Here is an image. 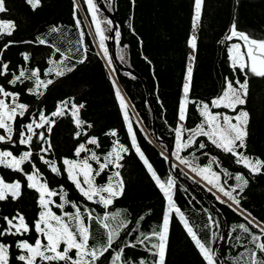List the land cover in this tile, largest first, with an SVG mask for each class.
I'll list each match as a JSON object with an SVG mask.
<instances>
[{
	"label": "trees",
	"instance_id": "16d2710c",
	"mask_svg": "<svg viewBox=\"0 0 264 264\" xmlns=\"http://www.w3.org/2000/svg\"><path fill=\"white\" fill-rule=\"evenodd\" d=\"M102 1L113 14L121 32L119 42L115 39L118 60L125 68L134 70L140 78L118 68L114 63L109 41L111 32H105L108 37L104 44L108 49V55L105 56L86 0H41V6L35 11L25 0H7L8 11L0 13V20L15 24L11 35L0 34V63L9 64V72L0 76V84H3L7 91L19 92L17 102L27 104L29 113L32 114H26L23 118L17 117L13 125L15 143L0 142V150H11L17 157L27 151L26 146L19 145L16 129L31 119L38 120L36 114L39 110H43L45 115L50 117V113L55 111L61 101L71 100L76 104H83L80 116L86 122L82 129H77L70 114L55 118L57 124L51 134L53 148L47 154L41 155L49 161H54L57 167L61 168V175L52 173L48 165L36 155L39 152L38 145L32 147L33 158L31 162L22 165L23 172L0 166V175L6 181L18 180L22 185V195L18 200L9 198L7 201H0V229L7 226L3 217L11 218L17 212L24 215L31 227V231L22 236L0 238L5 243L12 244L10 264H23L15 259L20 254V250L15 247V241L26 239L34 243L38 235L32 227L40 211L37 205L38 194L27 187L25 176V173L33 171L32 164L40 170L41 178L48 181L51 189L59 192L62 185L67 193L66 198L81 206L82 213L83 207L87 206L90 210L94 209L93 216L102 217L105 211L119 213L117 221L128 223L127 229L122 230L120 237L114 241L110 250L112 255L127 243H136L140 233L150 234L153 230L160 229L168 208L167 199L135 152L131 143L132 134L128 130V123L116 96L117 89L125 98L129 123L137 144L162 181L166 182L169 177L175 181L173 199L198 238L215 252L217 250V256L221 257H218V264H247V249H254L261 255L251 243L252 234L260 235L261 241L264 242V234L254 224L249 223V220L254 218L255 222H261L264 227V169L259 174H252L244 165L236 163V156L216 148L203 136L195 137V142L190 147L180 151V157L187 159L189 165H197L196 167L209 165L215 157L211 166L219 174V181L226 189H236L233 196L240 199V205L237 206L232 200L231 203L221 199L216 191L201 184L197 175H192L181 165L173 162L171 170L168 159L165 160L170 148L173 153L176 150L175 128L180 123L178 112L183 98L182 86L192 52L188 39L193 29L194 0H134V3L133 0ZM97 16L101 27L106 28L105 21L110 18L99 6ZM234 19L239 30L261 37L264 35V0H204L196 33L198 39L195 60L192 62V90L188 97L190 101H203L211 107L210 101L222 94L225 77L233 81L236 78L243 81L244 73L238 69L233 75L228 53L230 44L238 41L234 39L220 43ZM53 28L59 31H51ZM38 39H44L47 43L41 45ZM9 41L12 43L4 49L3 45ZM57 48L59 52L55 51ZM85 48L87 59L84 63H78L85 54ZM21 53H30V59L25 61ZM73 65L74 71L64 76L55 75L58 66L66 68ZM34 68L41 70L42 80L53 81L46 88L41 86L39 91L43 95L28 93L27 89L35 86L34 79H25L23 83L18 82L16 85L7 84V80L18 75L20 70L26 69V74L30 75ZM49 68L54 71L45 74ZM247 99L248 103L242 106L250 114L247 147L241 151L253 159L259 157L264 160V78L249 73ZM6 101L11 102V98ZM212 111L229 110L213 108ZM201 120L196 104L189 103L188 119L183 122L185 128H195ZM87 124L92 127L88 128ZM78 130L82 132L79 139L75 138V132ZM112 130H115V136L106 135ZM4 134V130L0 129V135ZM91 136L98 137L100 146L86 144V147L95 151L102 161L114 142L118 141L128 148L127 153H121L123 158L119 164L122 167L117 169L109 165L100 176L95 177L97 185H103L115 171L120 172L124 193L115 198L114 203L107 209L98 203L87 201L63 171V159H82L90 154L81 153V157L77 158L74 152L79 143H86ZM188 136V132L183 133L182 142H186ZM201 141L206 145L203 149L199 147ZM90 163L93 168H98L96 162ZM237 174H242L248 180L243 193L236 188ZM52 199L55 203L51 208L57 215L74 212L71 204L59 209L55 206L61 203L59 197ZM241 209L246 210L245 215L239 214ZM247 213L251 215L245 219ZM84 215L85 222L88 223L87 214ZM209 216L217 223L206 227L209 225ZM241 223L246 224L251 232L245 233L240 229L238 225ZM90 232V246L99 247L106 243V230L98 221L91 222ZM155 242L157 241L153 238L151 243ZM146 245L150 247L149 242H146ZM63 247L61 244V250ZM69 255L74 257L75 252ZM125 258L132 261V264H138L140 259H144L146 264H153L156 259L145 246L138 243L135 248H125L122 260ZM37 264L48 262L38 260ZM104 264H109V261L105 260ZM165 264H206L195 242L184 228L179 214L174 211L170 213Z\"/></svg>",
	"mask_w": 264,
	"mask_h": 264
},
{
	"label": "snow or ice",
	"instance_id": "6c2138e0",
	"mask_svg": "<svg viewBox=\"0 0 264 264\" xmlns=\"http://www.w3.org/2000/svg\"><path fill=\"white\" fill-rule=\"evenodd\" d=\"M25 3L35 11L41 6V0H25ZM89 7V11L92 13L93 21L95 23L96 33L99 35L100 47L104 49L105 56L108 55V49L104 47L105 40L108 38L105 36V32H112L114 30L113 21L107 19L105 21L107 27L102 28L101 22L96 19L98 7L95 0H86ZM134 3V0H133ZM204 0H194V15H193V34L188 39V44L193 50V54H190V60H195V51L197 50V35L195 34L203 11ZM8 11L7 0H0V13ZM77 25L79 21L77 20ZM15 30L14 22H6L0 20V34L11 35ZM51 31H59L57 28H53ZM83 35V34H81ZM121 32L119 27L115 26V39L119 42ZM240 41L241 43H232L228 47L229 59L231 61L230 66L233 69V75H235L238 69L241 73H244V79L241 81L236 78L235 81L224 78V89L222 94L213 98L209 103L203 101H190L189 93L192 90L193 80V66L191 63L186 68L185 83L182 86L183 99L180 102L178 120L180 123L175 128L176 145L175 152L177 159L180 158V151L184 148L190 147L195 142V137L203 136L214 145L216 148L221 149L225 153H230L237 157L236 163L242 164L244 167L249 169L252 174L261 173L264 169V160L256 157L251 158L245 155L243 149H246V139L248 137V124L250 119L249 111L246 110L244 105L248 103L249 96V73L256 77L264 78V35L256 37L252 33L241 31L238 28V23L234 19L229 27L228 33L220 41L221 44L225 41L232 40ZM12 42L3 45L4 49H7ZM38 43L41 45L46 44V40L38 39ZM126 47V46H125ZM59 52V48L55 49ZM123 51V50H122ZM85 54L78 63H84L87 59V49L84 50ZM25 61L30 59V53H21ZM123 59V56L120 57ZM51 62V61H50ZM111 64V59H109ZM75 65L72 67L60 68L59 66L55 70L56 76H64L66 73L74 71ZM247 69V72H245ZM40 69L34 68L31 70L30 75H27V70H20L18 75H14L12 79L7 80V84L16 85L18 82L23 83L25 79L35 80V86L27 89L29 94L43 95L39 91L41 86L46 88L52 84L51 79L46 82L40 77ZM54 70L49 68L45 74L52 73ZM9 72L8 63H0V76H4ZM238 85V87H234ZM0 129L4 130L5 134L0 135V142L4 143H15L13 141L14 127L17 117H25L29 113V106L25 103L17 102L20 96L19 92L7 91L3 84H0ZM116 96L119 100L120 107L124 114V119L128 120L127 104L125 98L121 95L119 89L116 90ZM7 98H11V102H6ZM189 103H195L197 110L202 117V120L195 128H185L184 123L188 119V105ZM84 108L83 104H76L74 101L65 100L61 101L57 105L55 111H52L49 115H45L43 110H39L38 120L31 119L27 124H22L16 129L18 135L19 145L26 146L27 151L22 152L19 157L13 154L11 150H0V166H5L9 169H13L18 172H23L22 165L25 162H31L33 158L32 147L38 145L39 158L43 163L47 164L52 173L61 175V168L57 167L54 161L45 159L43 154H47L53 148L51 143V134L53 127L57 124L56 117H63L66 114H70L72 123L77 129H82L86 122L81 119L80 112ZM213 108H227L235 113V115H229L221 111H212ZM88 128H91V124H87ZM37 129H43V131H36ZM128 130L131 135V143L135 149V152L139 155L140 159L147 166V171L151 174L156 185L159 187L163 195L167 199L169 213L175 212L179 214L180 220L183 222V226L191 239L195 242V245L203 257L206 264H218L217 253L211 248L206 246L205 243L198 238L197 233L193 230V227L189 225L188 220L185 218L180 207H178L173 199V188L175 181L169 177L164 182L157 175V172L153 169V165L145 157L144 152L137 144L136 136L132 132L131 123L128 124ZM188 132L189 136L186 142H182L183 133ZM87 135V133H83ZM82 135L81 131L75 132V138L79 139ZM106 135L115 136V130H112ZM35 138V140H34ZM86 144L95 145L99 147V139L96 136H91L87 139L86 143H79L75 148L74 155L77 158L81 157V153H90L84 156L82 159H63V171L67 173L68 179L75 185L76 190L90 202L98 203L105 209L114 203L115 198H119L124 193L123 180L120 179V172L115 171L111 176L108 177V182L103 185H97L95 177H98L109 165L114 168H120L122 165L119 161L123 158L121 153H127L128 148L118 141L114 142L111 150L103 158L97 155L95 151H91L86 147ZM201 149L205 148L204 142L199 143ZM168 158L165 157V160ZM90 161L96 162L98 168H93ZM215 162V157L212 158L210 164L201 169L193 168L194 172L198 171V174L203 177L209 184L219 187V191L224 196L232 200L237 206L240 205V199L233 196V188L231 191H227L223 186L218 185L219 175L212 172L211 163ZM181 163H189L187 159H181ZM33 171L25 173L28 181L27 187L33 189L37 194V205L40 208L37 219L33 222L37 235L34 243H30L26 239L15 241V247L20 250V254L15 257L17 261L23 262V264H37V261H44L51 264V262H63V264H104L105 260L109 261V264H132V261L125 258L122 260V256L125 253V248H135L137 243L145 246L146 250L153 255L156 259L153 264H165V258L168 248V233H169V215L166 213L163 217V222L160 229L153 230L150 234L140 233L136 238V243H127L124 247H119V251L112 255L110 250L113 248L114 241L120 237L121 231L127 229L128 223L125 221H117L119 213H110L105 211L103 216H93L94 209H89L87 206L83 207V213L81 212V206L77 203L69 201L67 193L64 192L63 186L61 185L60 191L57 192L49 187L48 181L41 178L40 170L35 164H32ZM236 188L239 189L240 193H243L245 187L248 185V180L242 175L237 174L235 176ZM211 190V189H209ZM22 195V185L20 181L6 182L3 177H0V201L18 200ZM53 197H59L61 203L55 206L59 209H63L66 204H71L74 212H63L62 215H57L52 211L51 206L55 203ZM219 199V197H217ZM224 203V201H221ZM231 207V205H229ZM237 209H234L236 211ZM246 210H239L240 215H245ZM88 223L85 222V215ZM247 213L245 219L250 216ZM142 219V217H141ZM93 220L98 221L103 228L106 230V243L97 247L90 246L89 240L91 236L90 227ZM3 221L7 225L0 229V238L5 236H17L24 235L31 231V227L26 221L22 213L17 212L15 216L9 218L8 216L3 217ZM14 221H16L14 223ZM115 222V226H113ZM217 222L209 216V225L216 224ZM250 224H254L255 227L260 229V232L264 234V227L261 226V222H255L249 220ZM234 226V229L235 230ZM238 227L245 233H250L251 230L246 224H239ZM131 235V233H128ZM215 235V234H214ZM41 237L43 239H41ZM155 238L157 242L151 243L152 239ZM238 239V238H237ZM146 242L150 243V247L146 245ZM251 243L255 246V249H247L246 252L249 255L247 264H264V242L261 241V236L252 234ZM61 244L64 245L61 250ZM12 244L5 243L3 239H0V264H10L11 254L10 249ZM75 252L74 257L69 255L71 252ZM108 254L107 256L105 254ZM109 256L111 259L109 260ZM138 264H146L144 259H140Z\"/></svg>",
	"mask_w": 264,
	"mask_h": 264
},
{
	"label": "rangeland",
	"instance_id": "374dc122",
	"mask_svg": "<svg viewBox=\"0 0 264 264\" xmlns=\"http://www.w3.org/2000/svg\"><path fill=\"white\" fill-rule=\"evenodd\" d=\"M95 3L97 4V7H98V2H96L95 1ZM89 8V7H88ZM84 13V12H83ZM90 15H91V18H92V20H93V16H92V13L90 12ZM85 16V15H84ZM96 19L98 20V16L96 17ZM99 21V20H98ZM93 24H94V26H95V23H94V21H93ZM197 33V30H196V32H195V34ZM192 34H193V29H192ZM191 34V35H192ZM98 37H99V35H98ZM236 43H241L240 41H238V42H236ZM192 50V49H191ZM191 54H193V50H192V52H191ZM192 60H190V58H189V62H188V64L189 63H191L192 64ZM234 87H238V86H235L234 85ZM0 98H4V97H2V96H0ZM183 99V98H182ZM7 102V101H6ZM229 110V109H228ZM225 113H227V114H229V115H235V113L234 112H232L231 110H229V111H224ZM127 123L129 124V118H128V120H127ZM181 158V157H180ZM181 159H183V158H181ZM181 159H177V157H176V155H174L173 156V162L174 163H177V164H179V165H181L184 169H186V170H188L189 172H191V174L192 175H197V180L201 183V184H203L204 186H207V187H209V188H212L214 191H216V194L221 198V199H226L227 201H229V202H231L232 203V201H230V199L228 198V197H226V196H224L223 195V193L222 192H220L219 191V187H217V186H214L213 184H209L206 180H204L203 179V177L201 176V175H199L198 174V171H196V172H194L192 169L193 168H196V169H201V168H204V167H196L197 165H189L188 163L187 164H185V163H181ZM191 169V170H190ZM211 170H212V172H214V173H217L214 169H213V167L211 166ZM194 173V174H193ZM218 174V173H217ZM219 175V174H218ZM0 177H2L1 175H0ZM6 181V180H5ZM6 182H8V181H6ZM218 185H220V186H223L221 183H220V181L218 180ZM224 187V186H223ZM224 189L225 190H227V191H230L229 189H226L225 187H224ZM166 213L169 215V220H170V213H169V211H168V208H167V211H166Z\"/></svg>",
	"mask_w": 264,
	"mask_h": 264
},
{
	"label": "water",
	"instance_id": "95a60500",
	"mask_svg": "<svg viewBox=\"0 0 264 264\" xmlns=\"http://www.w3.org/2000/svg\"><path fill=\"white\" fill-rule=\"evenodd\" d=\"M96 1L98 2L99 8L101 10H103L105 12V14L113 21L114 30L111 32L110 38H109V41H110V43L112 45L111 58L113 59L114 63L117 65L118 68H120L122 70H127L130 73H133L134 75H136L137 77L140 78V76L134 70L125 68L124 66H122V64L118 60L117 53H116V41H115V26H117L116 25V21L114 19L113 14L107 9V7L103 3V1L102 0H96ZM173 156H174L173 150H172V148H170L169 149V153L167 154V157H168V161H169V165H170L171 170H173V165H172L173 164ZM221 242H222V240L220 241V243ZM220 243H219V245H220ZM216 252H217V250H216ZM218 257L221 258L219 255H218Z\"/></svg>",
	"mask_w": 264,
	"mask_h": 264
}]
</instances>
